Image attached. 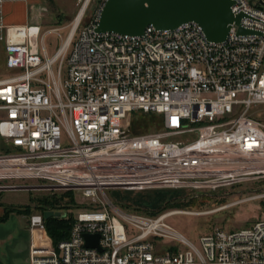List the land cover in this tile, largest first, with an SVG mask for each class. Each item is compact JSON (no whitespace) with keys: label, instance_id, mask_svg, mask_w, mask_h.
<instances>
[{"label":"built area","instance_id":"2783aa9c","mask_svg":"<svg viewBox=\"0 0 264 264\" xmlns=\"http://www.w3.org/2000/svg\"><path fill=\"white\" fill-rule=\"evenodd\" d=\"M232 1L255 34L232 24L223 43L196 23L149 26L140 37L97 33L105 2L86 25L74 22L52 57L45 39L59 29H6L14 73L0 79V187L35 181L81 200L56 217L71 220L57 246L44 217L55 211L29 217V264H264V219L195 244L169 223L182 212L124 209L107 196L264 182V124L252 114L264 106V1ZM137 114L158 117L160 128L134 135ZM86 235H98L99 248Z\"/></svg>","mask_w":264,"mask_h":264},{"label":"rangeland","instance_id":"374dc122","mask_svg":"<svg viewBox=\"0 0 264 264\" xmlns=\"http://www.w3.org/2000/svg\"><path fill=\"white\" fill-rule=\"evenodd\" d=\"M86 0H45L42 5L43 32L53 28L46 36L45 45L48 55L52 57L62 45ZM256 4L259 0H248ZM264 1V0H263ZM105 0H90L83 17L86 25L96 10ZM264 11V5L259 6ZM39 10L34 8L32 14ZM42 45V44H41ZM42 47V46H41ZM57 66H55L56 68ZM13 71L12 74L13 75ZM253 116L264 124V106L253 109ZM160 128V120L153 115H135L131 125L134 135L154 132ZM2 144H0V149ZM264 182H249L240 186L217 191H187L181 189H147L143 191H126L121 189L107 192L109 200L124 209L144 211L148 214L180 211L169 220L170 225L192 243L198 244L199 238L217 229L236 231L252 227L264 219ZM48 203H47V202ZM81 200L74 192L56 191L42 186L35 181L6 183L0 187V205L17 214L16 219L24 223L42 207L55 212L67 213V207L79 206ZM181 205L182 208H170ZM76 211L70 209V215ZM185 212V213H184ZM15 221V220H14ZM57 224L50 226L56 230ZM48 242L53 239L46 231ZM19 243H24V235L18 236ZM39 240V237H37ZM41 244L45 241L40 240Z\"/></svg>","mask_w":264,"mask_h":264},{"label":"water","instance_id":"95a60500","mask_svg":"<svg viewBox=\"0 0 264 264\" xmlns=\"http://www.w3.org/2000/svg\"><path fill=\"white\" fill-rule=\"evenodd\" d=\"M232 0H106L101 10L97 33L140 37L149 26L157 30H175L186 23L198 24L207 40L226 41L232 24L239 26V35H253L242 28L245 14L232 13ZM60 216L46 212L45 219ZM86 246L99 248V236H85Z\"/></svg>","mask_w":264,"mask_h":264},{"label":"crops","instance_id":"0c3cea01","mask_svg":"<svg viewBox=\"0 0 264 264\" xmlns=\"http://www.w3.org/2000/svg\"><path fill=\"white\" fill-rule=\"evenodd\" d=\"M44 3L45 0H0V79H5L12 74L7 67V52L3 40L6 29L40 25L43 30L42 5ZM34 8L39 11L32 14ZM6 212L7 209L0 205V264H29L30 246L33 239L29 218L22 223L16 219V213L9 212L7 218L2 220ZM20 235H24L25 238L22 245L19 243L18 236Z\"/></svg>","mask_w":264,"mask_h":264},{"label":"trees","instance_id":"16d2710c","mask_svg":"<svg viewBox=\"0 0 264 264\" xmlns=\"http://www.w3.org/2000/svg\"><path fill=\"white\" fill-rule=\"evenodd\" d=\"M47 202V201H46ZM48 203V202H47ZM181 205H174L170 208H182ZM44 210H47V207H42L40 209L41 212H44ZM10 211L7 210L4 218L2 220H5L8 216ZM57 224L56 230L54 232L50 231L51 225ZM45 228L48 234L53 239L52 243L54 246H57L61 241L64 239H67L70 233L71 229V220L70 219H63V218H56V217H50L48 219H45Z\"/></svg>","mask_w":264,"mask_h":264},{"label":"bare ground","instance_id":"6f19581e","mask_svg":"<svg viewBox=\"0 0 264 264\" xmlns=\"http://www.w3.org/2000/svg\"><path fill=\"white\" fill-rule=\"evenodd\" d=\"M89 2H90V0H86V1H85L83 7L81 8V10H80V12H79V14H78V16H77V18H76L75 23L80 22V21L83 19V17L85 16L84 14H85L86 9H87V7H88V5H89Z\"/></svg>","mask_w":264,"mask_h":264}]
</instances>
